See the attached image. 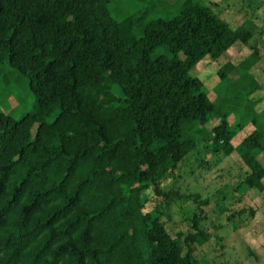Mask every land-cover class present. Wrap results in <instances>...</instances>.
<instances>
[{"label":"trees","instance_id":"16d2710c","mask_svg":"<svg viewBox=\"0 0 264 264\" xmlns=\"http://www.w3.org/2000/svg\"><path fill=\"white\" fill-rule=\"evenodd\" d=\"M110 2L0 0V63L28 77L37 104L19 120L0 112V264H200L195 251L211 239L203 208L177 236L159 206L147 210L149 193L171 198L163 182L194 156L210 167L206 154L237 153L240 191L264 193L258 50L218 69L222 81L238 74V95L257 92L250 118L231 123L190 74L249 45L254 27L185 0L137 37L139 17L117 21Z\"/></svg>","mask_w":264,"mask_h":264},{"label":"rangeland","instance_id":"374dc122","mask_svg":"<svg viewBox=\"0 0 264 264\" xmlns=\"http://www.w3.org/2000/svg\"><path fill=\"white\" fill-rule=\"evenodd\" d=\"M183 1L185 0H111L109 12L117 21L139 17L135 35L140 37L144 26L152 20L177 15ZM203 2L213 6L234 29L253 26L254 37L247 46L237 43L218 60L205 57L191 69L190 74L204 83V89L212 101L233 112L229 117L231 123L246 115L250 118V105L258 96L257 92L249 94L244 89L238 95V89L234 86L238 74L233 72L229 74V79L222 81L218 69L230 61L239 64L257 49L260 59L253 67L252 75L264 87V0ZM156 53H166V50L159 48ZM36 109V99L30 90L28 77L14 70L8 63H0V112L19 120L34 113ZM54 118L55 114H52L48 122H52ZM217 122L218 120L209 123V129ZM33 132L35 134L36 128ZM249 132L250 127L247 126L237 135L235 143H240ZM206 155L205 158L208 157L207 160L211 163L210 167L201 166L195 156L190 158L175 176L163 182L162 189L171 198L149 193L147 210L159 206L164 212L163 221L177 236V233H186L191 229L194 211L199 207L203 208L206 216L204 225L211 234V239L195 251L200 264H264V193L254 189L245 193L240 191L243 163L237 153L231 156L217 155L214 158ZM261 160L264 163V154ZM221 195H225V199L219 203ZM205 200L209 203L202 204ZM243 209L247 212L241 215L239 212ZM251 210H254V215L250 214Z\"/></svg>","mask_w":264,"mask_h":264}]
</instances>
